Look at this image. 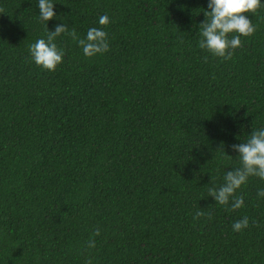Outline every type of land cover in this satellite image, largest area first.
I'll return each mask as SVG.
<instances>
[{
    "label": "trees",
    "instance_id": "1",
    "mask_svg": "<svg viewBox=\"0 0 264 264\" xmlns=\"http://www.w3.org/2000/svg\"><path fill=\"white\" fill-rule=\"evenodd\" d=\"M52 2L49 31L85 38L107 15L109 51L62 34L44 71L38 0H0V264H264V181L234 212L208 196L264 128V7L222 61L198 47L209 0Z\"/></svg>",
    "mask_w": 264,
    "mask_h": 264
},
{
    "label": "clouds",
    "instance_id": "2",
    "mask_svg": "<svg viewBox=\"0 0 264 264\" xmlns=\"http://www.w3.org/2000/svg\"><path fill=\"white\" fill-rule=\"evenodd\" d=\"M52 0H38V9L41 22L45 23L46 39H38L30 45L29 52L35 65L44 71L55 72L63 63L64 50L55 43L62 34L70 36L82 48L87 58H93L109 51L108 33L104 30L110 23L107 15L99 17L100 28H90L85 38H80L75 28L69 29L65 24H57L54 31H49L48 22L56 19ZM264 7L261 0H209L208 10L204 12L205 21L200 24L199 34L201 39L198 47L222 61L231 60L235 50L243 46L241 37L248 38L254 35L256 28L249 15H256ZM3 9H0L2 12ZM207 62V57L204 58ZM232 150L237 152L239 167L226 171L223 184L208 189V196L214 198L216 204L226 211H236L244 206V196L240 193L250 178L264 181V128L252 130L248 139L239 144L232 145ZM217 152L231 158L224 152L221 143ZM264 197V189L257 193ZM205 216L204 211L197 210L193 216L198 220ZM211 219V216H208ZM249 227L247 216L234 222L233 231L241 232ZM101 235L99 227L93 230L92 236L87 241L88 249H95V237ZM85 264H93L92 259L85 258Z\"/></svg>",
    "mask_w": 264,
    "mask_h": 264
}]
</instances>
